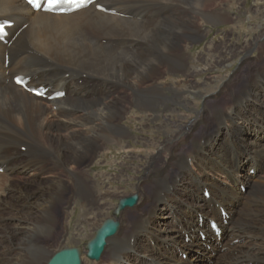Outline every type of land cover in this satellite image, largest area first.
<instances>
[{
	"label": "bare ground",
	"instance_id": "bare-ground-1",
	"mask_svg": "<svg viewBox=\"0 0 264 264\" xmlns=\"http://www.w3.org/2000/svg\"><path fill=\"white\" fill-rule=\"evenodd\" d=\"M211 1L188 0L187 7L180 8L177 0H97L77 12L55 15L33 10L24 0H0V21L11 23L6 28V36L0 40V233L4 231V206L11 205L4 192L7 188L20 187L17 176L12 174L17 173L21 147H25L22 169L31 177L42 175L37 183L47 184L53 181L48 176L50 169L45 166L51 154L41 141H56L59 147H66V138L75 139L71 157L56 151L60 152L56 157L57 165L75 178L72 194L95 201L86 181L73 177L70 169L83 161L92 142L97 139L111 142L110 139L116 140L115 135H127V130L119 129L117 124L118 129L112 126L119 114L111 101L89 100L82 94L83 87L94 82L112 89L114 83L125 80L136 99L142 98L136 106L139 110L153 112L157 104L167 108L168 102L183 96V90L170 87L172 96H168L164 93L165 86L160 87L154 81L143 89H139L138 84L157 74V68L181 73L188 70L186 63L190 56L184 51L186 46L182 45V40L194 42L206 33L193 26V13L209 24L225 19L226 13L220 12L222 16L214 19L212 11L201 9L204 3ZM96 6L103 10H97ZM16 77H22L28 87L45 89L44 100L16 86ZM231 84L230 80L224 84L232 100L229 107L221 109L216 101L217 93L210 92L203 108L180 126L175 136H169L152 158L159 159L161 166H150L151 186L147 191L140 190L150 202L146 210L143 209L145 198L141 200V195H136L137 204L132 208L137 215L134 219L127 217L126 209L117 213L116 206L113 218L115 214L119 228L107 239L102 264H264V71L250 77L237 92L231 89ZM55 92H62L63 96L49 100ZM46 104L55 105L56 111ZM73 126L78 128L68 133L67 129ZM200 128L202 131L197 135ZM66 130L67 133L59 134ZM175 139L179 141L173 144ZM184 141L190 144L188 150L182 146ZM163 152L169 153L168 161L160 160ZM244 163H247L246 173H241ZM254 165L260 176L247 174L249 169L255 172ZM169 168H176L178 173L171 180ZM154 171L155 177L151 175ZM234 184L239 188H234ZM56 185L58 188L53 195L46 192L49 198L35 206L37 221L45 218L52 228L57 219L53 213L58 202L55 195L65 192L68 186L60 179ZM241 185L245 187L244 192ZM203 190L209 192L208 199L202 196ZM209 200L216 204L219 213L214 208L209 209L206 202ZM34 204L26 202L30 210L25 214L27 221L15 217L16 221L24 222L21 228L27 239L35 234L38 225L36 218H29ZM14 206L12 204V208ZM191 218H196L194 226L198 236L208 233L205 242L208 241L209 251L200 241L182 242L181 237L192 238L193 232L183 228L185 220L193 223ZM16 221L10 222L20 229L21 223H14ZM158 221L160 226L156 225ZM207 221L212 222L214 228H207ZM127 222L129 229L123 233L122 226ZM49 227L39 232L49 237ZM210 238L217 243L222 240L221 245L209 242ZM233 243L236 246H231ZM2 245L0 236L1 248ZM178 249L188 255L186 262L177 257ZM195 249L200 256L194 254ZM81 252L85 256L86 250L81 249ZM0 253V259L5 260L4 252ZM41 256L44 257L41 252L31 255L27 262L21 258L18 264H34Z\"/></svg>",
	"mask_w": 264,
	"mask_h": 264
},
{
	"label": "rangeland",
	"instance_id": "rangeland-1",
	"mask_svg": "<svg viewBox=\"0 0 264 264\" xmlns=\"http://www.w3.org/2000/svg\"><path fill=\"white\" fill-rule=\"evenodd\" d=\"M177 3L180 4V8H185L187 7L186 3H188V0H177ZM202 8L205 10L207 8L209 11H212L211 16L214 17V19L222 16V14H219L220 12L226 13L223 15L225 19H221L222 21L218 24H209L206 23L201 16L193 13V26L204 30L206 33L198 37L194 42L185 39L182 40V45L184 47L186 46L184 51L190 56L186 63L189 67L188 70L186 69L181 73L174 70H166L165 67L157 68V74L150 75V79L138 84L139 89H143L154 81L153 83L160 87L165 86L164 93L168 96H172L171 92L168 90L170 87L183 90V96L181 95L179 98H174L173 102H168L167 108L157 104L156 110L153 112L139 110L136 106L138 102L142 101V98L138 96L136 99L132 88L126 85L127 83L125 80H122L119 84L114 83L115 86H113L112 89H108L107 87L103 88L101 85L94 82H90L83 87L82 94L89 100L102 98V102H112L111 104L116 107L119 114L113 119L112 126L117 124L119 129L123 128L127 130V135L120 137L115 135L113 137L116 138V140L110 139L111 142H103L99 139L92 142V147L87 151L88 154L83 157V161L79 164H73V168L71 167L70 169L73 173V177H76L78 180L86 181L87 186L93 192L92 196H95L94 202H90L88 199L84 200L72 194L71 192L74 191L73 181L75 178H71L67 173L61 171L62 169L57 165L58 159L56 157L60 152L56 153V151H61L65 156L71 157L72 149L75 148V139L66 138V147H59L56 141H41L45 150L48 149L51 154V159L45 166L50 169L48 176L49 178L51 176L53 181L47 184L37 183L42 179V175L31 177L28 176L26 170L22 169L24 163L21 161H24L25 152L23 151L25 147L19 148L21 154L19 158H17V161H19L17 165L18 169L17 173H13L12 176H17L16 179L20 187L13 189L7 188L4 192L5 198H8L11 205H3L4 210L2 214L5 218L2 222L4 231L0 233L1 239H3V247H0V252H4L2 254L5 260L0 259L1 264H18L21 258H23V261L27 262V260L31 259L28 257L39 252H41L44 257L41 256L34 264H47L44 259H49L60 249L79 248L80 250H84L86 243L92 239L101 223L106 219L113 218L114 209L121 197L141 195L142 193L140 190L143 188L144 191L145 189L146 191L148 190L151 186V176L150 178L148 176L150 166H161V164H159L160 161H158L159 159L153 160L152 158L157 155L160 147L169 136H175L180 126L191 120L192 117L195 116V113L203 108L204 104L209 99L206 95H209L210 92H216V101L219 103L220 108L226 109L227 106L229 107L232 104V100L224 84L229 80L232 81L231 89L237 92L240 90L239 87H243L250 77H256V75L264 71V0H212L210 3H204L201 6V9ZM261 49L262 52L260 51ZM192 71L197 72L192 73ZM184 81L188 83L186 84ZM78 83L83 84L82 80H78ZM33 87L37 88V86ZM83 92H86V94ZM46 106L49 107L50 110L56 111L55 105L46 104ZM77 128L78 127L75 126L70 127V129H67L69 131L68 133L73 132L72 130H76ZM115 128L117 127L115 126ZM201 129L202 128L197 132V135L200 134L202 131ZM67 130L59 134H65L64 132L67 133ZM51 132L54 133L53 130H51ZM177 141L179 140L175 139L172 143L174 144ZM26 145L27 144H25V146ZM182 146L184 149L188 150L190 144L184 141ZM160 155V160L168 161L170 159L169 153L167 152H163ZM232 160H234V157ZM253 168L255 172L249 169L247 174L249 176H260L261 174L258 173L257 167L254 165ZM246 169L247 163H244L241 173H246ZM169 170H171L169 171L170 180L173 175H178L176 168H169ZM151 175L155 177L157 175L156 171L152 172ZM31 179L33 182L28 181ZM59 179L65 181L69 187L67 186L65 192L55 195L59 203L57 202L53 209L54 216L57 219L54 220L55 222L53 223H55V226L52 228L49 227L50 225L47 224L45 218H41V220L37 221L38 211L35 206L49 198L46 192L52 194V192L58 188L56 181ZM219 181L221 182V180ZM178 183L179 182H176L177 185ZM139 185L140 187H138ZM222 185L227 186L226 184ZM38 187L41 190L38 189ZM234 188L239 187H237V184H234ZM244 188L243 185L240 186L242 192L245 191ZM161 191L163 192L164 190ZM205 191L209 194L207 190H203V193ZM170 192L173 193L174 191L171 190ZM203 193L202 196H205ZM139 197L141 200L145 198V208L143 209L146 210L150 202L146 201L144 195ZM208 198L209 197H206V199ZM210 200L206 201L209 203V209L214 208L216 212L219 213L216 204L211 203ZM27 201L29 203H35V208L33 207L34 209L31 210L29 218H36L35 220L38 223V225L35 226V234L33 233V236L28 239L24 235L25 231L21 228L23 226L22 224H24L23 221H27L26 212L30 211L26 205ZM12 204H15L13 208ZM222 206L226 212V207L224 205ZM126 212H129L127 213L129 219L137 217L133 209H126ZM16 216L23 221H16ZM12 220L16 221L14 222L16 224L21 223V225H19L20 229H16V225L11 224L10 221ZM191 220L193 223L185 220V226L183 228L191 233L193 232L192 238L181 237V240L183 239L182 242L185 244H193L195 241H200L203 247L207 248L209 251L210 246L208 241L205 242L208 233L204 232V234H199L198 236L196 231L197 228H195L197 225L196 218H191ZM36 221L35 224H37ZM129 221L130 220H128V222ZM128 222L122 226L123 233L129 229ZM226 222L228 223L227 219ZM159 223L160 221L156 222V225L160 226ZM47 227L51 229V235L49 237H45L39 232L44 231V229L48 230ZM206 227H211L210 221H207ZM201 229H203V227L198 228V231ZM178 231L181 234V229H178ZM209 242H213L215 245H221L222 240L217 243L210 238ZM153 246L152 244V247ZM231 246H236V243H233ZM45 247H49L47 251H44ZM223 250H225V248H223ZM195 252H197L194 253L196 256L201 255L199 251L196 250ZM47 253L51 254L48 255ZM175 256H177V253ZM177 257L184 262L188 259V255L183 254L181 249H178ZM9 258L11 260H9ZM202 259L205 263L208 262L206 258ZM103 262V255L98 261H91L83 254L81 255V264H102Z\"/></svg>",
	"mask_w": 264,
	"mask_h": 264
},
{
	"label": "water",
	"instance_id": "water-1",
	"mask_svg": "<svg viewBox=\"0 0 264 264\" xmlns=\"http://www.w3.org/2000/svg\"><path fill=\"white\" fill-rule=\"evenodd\" d=\"M138 197L131 195L118 200L115 211L132 209L137 204ZM114 218H117L114 214ZM114 218L104 220L95 231L91 240L85 245V257L91 261H98L107 246V239L113 237L119 228V223ZM81 250L79 248H63L55 252L47 264H81Z\"/></svg>",
	"mask_w": 264,
	"mask_h": 264
},
{
	"label": "snow or ice",
	"instance_id": "snow-or-ice-1",
	"mask_svg": "<svg viewBox=\"0 0 264 264\" xmlns=\"http://www.w3.org/2000/svg\"><path fill=\"white\" fill-rule=\"evenodd\" d=\"M28 3L33 5L37 10L55 11L56 6L60 8H63L64 5H77L78 7H82L88 3V0H43V3H41V0H28ZM44 4L51 5V7H46ZM19 82L18 80L17 83Z\"/></svg>",
	"mask_w": 264,
	"mask_h": 264
}]
</instances>
